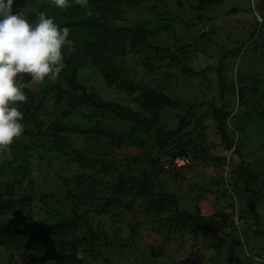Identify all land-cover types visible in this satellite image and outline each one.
Here are the masks:
<instances>
[{
  "label": "rangeland",
  "instance_id": "374dc122",
  "mask_svg": "<svg viewBox=\"0 0 264 264\" xmlns=\"http://www.w3.org/2000/svg\"><path fill=\"white\" fill-rule=\"evenodd\" d=\"M193 1H141L134 8L124 5L123 16L126 25L134 21H149L147 31L151 43L160 51L168 48L170 54L180 58L183 54L179 53L178 49H187L188 53L183 63L187 68L196 71V77L183 73L174 65L167 51H161L160 58H154L156 55L154 49L144 63L141 62L143 55H134L130 50L121 57L120 62L126 70L123 78L127 88L124 90L105 86L96 69L90 66L83 67L76 75V81L112 110V112L105 110L102 115L92 110L90 103H84L77 108V104L70 103L65 98L59 99L56 88L51 90L59 80V87L71 92L69 74H65L64 69L55 79L46 78L43 82L33 81L29 76L24 75L20 81V88H26L30 93L36 94H43L44 88L48 90L43 100L44 109L41 114L45 126L50 125L55 117H61V112L68 111L69 114L61 120L60 125L66 130L77 132L75 135L71 134V144L79 149L87 145L85 149L88 148L93 158L100 157L104 166L111 165L117 174L124 176L129 189L137 191V194L135 197H126L125 201L117 206L94 201L89 198L88 193H98L102 187L94 185L90 180H80L79 187H75L76 182L72 175L74 169H71L64 175L68 181L66 189L70 191L71 196L63 199L64 183L61 181V176L56 175L61 173L60 164L46 166L49 156L47 151L43 153L42 160L36 158L32 160L29 175L21 176L9 166L7 169L10 174L16 176L22 183L20 187L15 186L14 196L20 198L25 193H30L27 194L29 200L26 203L28 220L25 229L15 237L14 242L9 243L4 251L0 250V256L9 258V262L2 261L1 264H29L26 257H36L39 253L45 256L47 251L44 246L47 247L49 242L57 245V250L52 253L54 264H70L66 260L60 262L57 258L68 255V242L73 238L78 241L76 260L81 261V264H259L257 258L262 261L260 257L264 255V251L260 246L264 248V236L260 234L259 237L250 235L247 237L245 233H241L242 221L235 222L234 229L217 233L206 231L204 234L195 235L180 231L173 232L164 223V215L166 218L169 215L173 216L175 208L192 214L198 208L200 216L204 219L213 218L218 213H227L236 221L235 215L243 209V203L239 202L238 196L223 197L221 188L217 187L219 181L224 184L225 181L222 179L231 176L227 165H212L210 160L196 153L192 147L188 148L190 156H185L186 159L177 158L172 161L174 146L170 147L171 151L169 149L170 156L166 154L162 157V154L151 149L148 143L152 130L163 125L169 130L173 129L180 119L187 115L189 123L194 125L191 130L198 126L192 132V137L198 139L197 142L202 146L208 147L212 155L229 158L231 153L219 145L213 126H207L204 122L203 128L199 120L209 104L218 103L217 69L221 64L222 72L227 77L228 87L234 83L236 71L251 74L249 79L254 75L264 79V53H262L264 47L258 46L256 51L249 47V51L237 58L229 54L230 50L247 41L251 33L264 32V0H249L250 9L247 7V0H224L222 4L213 6L204 14L194 9ZM68 4L69 6L62 10L55 7L52 0H36L28 5L13 4L12 9L13 12H21L29 22H34L40 13H44L53 18L58 26L72 19L68 20L69 16L66 14L70 7L79 9L75 16L78 17L75 18L76 20L101 16L97 4L88 6L87 3L86 7H82L75 0H68ZM88 7L91 9L87 12L84 9ZM233 8H236L234 12H232ZM257 34L260 35L259 40L264 39V36ZM248 43L249 41L245 46ZM65 56L64 62L67 60ZM140 88L162 93L173 100L190 103V106L194 107L192 114H185L186 110L191 109L190 106L188 109L181 107L179 111L166 108L157 109L156 112L146 110L136 102ZM41 97L40 95L39 98ZM97 122H101V142L93 139L97 138ZM261 123L263 124L264 121ZM260 131L264 132L260 124L257 127L250 125L242 129L237 136L238 142L248 144L242 156L247 162L252 163L264 155V142H262L264 133L260 134ZM122 135L128 137V142L121 139ZM89 136L92 141L83 139ZM49 146L52 148V145ZM51 155H54V152L51 151ZM12 159L16 166L23 164L22 157V160H16L14 157ZM233 162H239L237 155L233 154ZM98 180L102 184L105 181L107 185L115 183L109 177ZM228 187L229 190L232 189ZM0 189L3 191L4 186H0ZM145 189L151 194L148 198L142 194ZM105 190L108 192V189ZM238 193L240 195L241 191ZM47 194L53 195L48 206L43 199ZM169 196L177 201L176 207ZM150 201L166 208L167 214L166 212L160 215L148 213L147 204ZM73 202L78 207L76 215H83L73 227L75 232L70 228L63 234L42 235L43 222L45 216H48L47 207L55 210V216L60 213L66 217L73 211L71 204ZM231 204H234V207H231ZM256 211L260 215L257 229L264 232V201ZM9 216L11 215L6 210L0 208V219ZM247 223L252 226V230L257 231L253 216L247 220ZM256 239H261V244L257 243ZM235 241L240 242L241 245L236 247L233 244ZM90 242L98 243L89 252L87 245ZM251 247L255 249L254 252L250 250Z\"/></svg>",
  "mask_w": 264,
  "mask_h": 264
},
{
  "label": "trees",
  "instance_id": "16d2710c",
  "mask_svg": "<svg viewBox=\"0 0 264 264\" xmlns=\"http://www.w3.org/2000/svg\"><path fill=\"white\" fill-rule=\"evenodd\" d=\"M36 0H15L14 4L28 5L35 2ZM88 0L90 5L97 4L100 17H90L86 19L76 20L75 17L79 9H67V16L71 20L68 23L60 24L59 27H67L69 29V38L73 40L74 47L72 51L64 49L66 52L64 62L65 74L68 73L69 82L71 84V92L65 91L59 86V80L52 86V89H57L59 93V99L65 98L70 103L77 104L79 108L84 103H90L92 110H96L98 114H104L105 110L112 112L108 108L107 104L97 100L95 94L88 92L80 86L76 79V75L79 70L83 67H92L97 70L101 75L105 86L113 87L117 90H124L127 88L123 75L125 68L121 64V57L130 50L135 55H143L141 62L149 59L150 52L154 49L156 55L154 58H160L159 54L161 51L170 54L168 48L160 49L151 43V37L147 31L149 21L139 22L134 21L126 25L124 23V11L123 6L127 5L134 8L141 1L147 0ZM224 0H194V9L198 13L204 14L210 10L213 6L220 5ZM247 7L250 9L249 0H247ZM91 8H85L87 12ZM236 8L232 9L234 12ZM73 12V13H72ZM166 13V12H165ZM164 13V14H165ZM163 14V13H162ZM66 16V18H67ZM103 16V17H102ZM67 20V19H66ZM123 21V22H121ZM119 23V24H117ZM167 28V26L165 27ZM264 36L263 31L253 32L249 35L248 40L244 41L239 47L229 51L230 56L239 57L253 48L255 51L259 48L264 47V39H258V34ZM258 36V37H257ZM249 43L245 46L246 42ZM250 47V48H249ZM261 50V49H260ZM179 53H182V57L170 54L171 62L180 68V70L191 76L196 77V71L191 68H187L184 65L185 55H187V49H178ZM262 52V51H261ZM264 53V50L263 52ZM162 58V57H161ZM62 69V73H63ZM219 75V91L217 97V104L211 103L206 107V112L201 114L200 122L204 128V122L207 126L212 125L214 133L218 137L219 145L225 149L228 153H231L229 158L212 155L209 148L202 146L197 142L198 139L192 137V132L196 130L194 125L189 123V118L184 116L180 119L179 123L173 129H167L165 125L161 128H155L152 130L149 145L151 149H155L162 157L166 154H170L171 148L175 147V153L171 155L172 161L177 158L186 159L185 156H190L189 147H192L196 153L204 156L205 159L210 160L212 165H227L230 168V177L228 179H222L225 181L224 184L221 181L218 182L217 187L221 188V194L223 197L234 196L239 199L240 203H243V209L236 213V221L233 220L232 216L227 213H218L215 217L204 219L200 216L198 208L195 213H189L186 211H179L175 208L173 216L169 215L166 218L164 215V223L169 226L173 232H186L190 234L202 233L206 231L209 233H217L227 229H234L235 222L242 221L243 230L241 233H245L253 237L264 236V232H260L257 226L260 222V215L257 213L256 208L261 205L264 201V155L255 159L252 163L247 162L243 159V151L248 144H244L242 141L238 142V135L242 129L254 125L259 126L264 130V79L258 75H254L249 79L251 74L236 71L234 83L231 87L227 85V77L222 72V65L217 69ZM62 76V75H61ZM27 97V102L20 104L19 109L23 112L24 132L18 137L14 145L10 146V149L4 153H0V186H4V190L0 189V208L6 210L11 216L0 219V250L3 251L7 248V245L14 242L15 237L25 229L27 224V205L28 197L25 193L24 196L15 197L14 191L15 186L20 187L21 181L16 176H12L8 171L9 166L14 169L21 176L29 175L31 173L32 160H42L44 158L43 153L47 151L46 166L52 167L58 163L61 173H56L58 177L61 176V181L65 187V197L68 199L71 194L68 191L65 173L74 169V181L76 182L75 187H79L78 181L90 180L94 185H100V192L88 193L89 198L94 201H102L106 205L112 204L114 206L120 205L125 201V198L135 197L137 191L129 189V185L125 178L121 174H117L113 167L104 166L102 158H93L91 153L88 152L87 145L79 149L71 144V134H77L76 131L66 130L61 127V120L66 118L69 114L61 112V117H55L50 125L45 126L44 118L41 116L43 113V100L48 94L47 88H44L43 94L30 93L26 88H21ZM42 96L39 98V96ZM155 95V96H154ZM231 98V99H229ZM136 102L146 110H153L156 112L157 109H170L179 111L182 108H189L190 103H183L178 100L165 97L162 93H155L154 91L140 88ZM69 105V103H68ZM191 107V106H190ZM194 108V107H193ZM185 111V114H192V109ZM194 112V111H193ZM101 122L96 123L97 138H93L96 141L101 142L102 129ZM244 127V128H243ZM51 131L53 133H51ZM240 131V132H239ZM191 132V133H190ZM257 134L259 132L256 129ZM255 132V133H256ZM90 134L89 132H85ZM85 133H81L84 135ZM264 132L260 131V134ZM50 134V135H48ZM61 136V137H59ZM110 134L107 135L109 137ZM121 136L123 141L128 142V137ZM52 138L49 140L48 138ZM78 137V136H75ZM112 137V136H111ZM91 137H83L84 140L92 141ZM264 138V136H263ZM264 142V139L263 141ZM121 143V142H120ZM49 145H52L50 148ZM145 145V144H144ZM264 145V144H263ZM146 146V145H145ZM218 146V144H217ZM147 147V146H146ZM170 149V151H169ZM148 150V147H147ZM168 150V151H167ZM51 151L54 155H51ZM233 154L237 155L239 162H233ZM55 156V157H54ZM170 156V155H169ZM20 160L23 159V164L17 166L13 163V158ZM170 158V160H171ZM192 158V157H191ZM21 159V160H22ZM193 160V158L191 159ZM96 170V171H92ZM62 174V175H61ZM109 177L114 180V184L110 185L104 181L100 183L98 178ZM96 178V179H95ZM31 179V176L29 180ZM61 183V182H60ZM105 186V187H104ZM227 186V187H225ZM232 189H228L229 187ZM108 189V192L105 190ZM238 191H241L239 195ZM144 197H150L148 189L142 191ZM53 195L47 194L43 196L47 206ZM170 200L175 207L177 201L172 196H169ZM237 199V198H236ZM243 201V202H242ZM73 211L71 215L63 216L58 214L55 216V210L53 208L46 209L42 235L53 236V234H63L64 232L74 230V225L83 215H76L77 206L73 202ZM234 207V204L230 205ZM237 206V205H236ZM50 209V210H49ZM76 209V210H75ZM49 210V211H48ZM148 213H154L160 215L161 213L168 212L166 208H163L157 202L150 201L147 204ZM154 212H151L153 211ZM254 218V225L256 230H252V226L247 223L249 218ZM47 218V219H46ZM208 221L207 223H204ZM75 232V230L73 231ZM103 237V236H102ZM261 239H256V242L261 244ZM98 242H90L87 245V250L90 252L95 248ZM67 248L68 255L60 256L59 261H67L70 264H81V261H77L78 252V241L73 238L68 242ZM236 247L240 246L241 243L235 241L233 243ZM54 242H49L46 248V255L41 256L40 253L36 257H26L29 264H54L52 253L57 250ZM260 249L264 251V248L260 246ZM252 252L255 251L253 247L250 249ZM262 255V254H261ZM253 259V258H252ZM255 259V258H254ZM259 264H264V255L260 257L262 261L257 258ZM2 261L9 262V258L6 256H0V264Z\"/></svg>",
  "mask_w": 264,
  "mask_h": 264
},
{
  "label": "clouds",
  "instance_id": "9594fccd",
  "mask_svg": "<svg viewBox=\"0 0 264 264\" xmlns=\"http://www.w3.org/2000/svg\"><path fill=\"white\" fill-rule=\"evenodd\" d=\"M15 0H0V153L10 149L24 132L23 112L19 105L27 102L20 88L24 75L31 80H51L64 68V49L73 50L69 29L59 27L53 18L40 13L29 22L21 12H13ZM86 7L88 0H75ZM65 9L68 0H52Z\"/></svg>",
  "mask_w": 264,
  "mask_h": 264
}]
</instances>
